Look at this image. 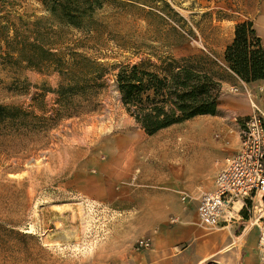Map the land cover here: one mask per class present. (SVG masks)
Returning <instances> with one entry per match:
<instances>
[{
	"label": "rangeland",
	"instance_id": "374dc122",
	"mask_svg": "<svg viewBox=\"0 0 264 264\" xmlns=\"http://www.w3.org/2000/svg\"><path fill=\"white\" fill-rule=\"evenodd\" d=\"M57 2L68 16L55 0H0V264H260L247 218L204 229L196 206L249 102L203 48L218 58L241 21L264 29V0ZM190 56L220 85L217 114L147 135L119 67L162 74ZM143 238L151 249L136 251Z\"/></svg>",
	"mask_w": 264,
	"mask_h": 264
},
{
	"label": "trees",
	"instance_id": "16d2710c",
	"mask_svg": "<svg viewBox=\"0 0 264 264\" xmlns=\"http://www.w3.org/2000/svg\"><path fill=\"white\" fill-rule=\"evenodd\" d=\"M57 1L58 7L51 8V13L68 16L69 10ZM224 61L245 84L264 80V47L252 21L235 25ZM160 70L162 74L145 64L121 65L115 78L123 108L147 135L198 116L217 114L220 85L207 71L202 57L168 59Z\"/></svg>",
	"mask_w": 264,
	"mask_h": 264
},
{
	"label": "built area",
	"instance_id": "2783aa9c",
	"mask_svg": "<svg viewBox=\"0 0 264 264\" xmlns=\"http://www.w3.org/2000/svg\"><path fill=\"white\" fill-rule=\"evenodd\" d=\"M203 50L218 66L228 70L224 62ZM241 88L231 87L230 91L249 98L251 113L235 118L238 148L224 159L211 188L198 196L196 216L198 225L204 229L227 226L236 218L243 220L246 216L244 224L256 230L258 259L264 264V109L253 101L245 83L241 82ZM215 138L220 135L216 134ZM224 144L228 146L229 140ZM186 200L187 196L181 197L183 203ZM176 222V218L171 219V223ZM151 247L152 238H143L136 242L134 249L146 251Z\"/></svg>",
	"mask_w": 264,
	"mask_h": 264
},
{
	"label": "crops",
	"instance_id": "0c3cea01",
	"mask_svg": "<svg viewBox=\"0 0 264 264\" xmlns=\"http://www.w3.org/2000/svg\"><path fill=\"white\" fill-rule=\"evenodd\" d=\"M256 32H257L258 36L261 38L262 43H263V47H264V29H262L261 31H257L256 30ZM232 39H233V37H231V39H229V41L225 44L223 49H221L219 51V53H218V59L221 60L224 63H225V61H224L225 49L232 42ZM232 76H233L232 84H236V85L241 84V80L237 76H235L234 74H232ZM246 87L251 92L253 101L259 107L264 109V80L256 81V82H253V83H250V84H246ZM238 103H239L238 104L239 107H236L235 109H233V111H231L232 114H235V112H240V111L245 112L244 115H248V113L249 114L251 113L250 100L248 102L247 99L245 98V96L239 97L238 98ZM219 110L222 111V107L219 108ZM236 135H237V131H236ZM232 146H233V143H232L231 147ZM237 148H238V136L236 138V142L234 143L233 150L236 151ZM189 230L191 231L192 229L189 228ZM234 246H235L234 244H230V245H227L224 248H228V249L231 250V248L234 247ZM247 260H248L247 257H245L243 259V264H256L255 262H252L251 260H250V262H248Z\"/></svg>",
	"mask_w": 264,
	"mask_h": 264
},
{
	"label": "bare ground",
	"instance_id": "6f19581e",
	"mask_svg": "<svg viewBox=\"0 0 264 264\" xmlns=\"http://www.w3.org/2000/svg\"><path fill=\"white\" fill-rule=\"evenodd\" d=\"M123 148H125V146H124ZM125 149H126V148H125ZM122 153H124V151H123ZM238 208H239V206L237 205V208H236V209H238Z\"/></svg>",
	"mask_w": 264,
	"mask_h": 264
}]
</instances>
